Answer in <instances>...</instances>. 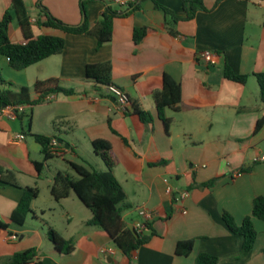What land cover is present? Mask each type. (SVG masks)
Returning <instances> with one entry per match:
<instances>
[{
	"label": "crops",
	"instance_id": "1",
	"mask_svg": "<svg viewBox=\"0 0 264 264\" xmlns=\"http://www.w3.org/2000/svg\"><path fill=\"white\" fill-rule=\"evenodd\" d=\"M149 2L116 19L112 41L98 47L93 35L65 34L40 25L45 18L39 3L63 23L82 25L81 0H25L34 37L61 36L65 49L23 71L13 70L0 56L5 83H13L16 91L27 88L34 98L37 81L57 78L76 92L26 108L16 121L0 120V224H8L0 228V260L36 249L30 264L129 263L100 227L88 224L93 214L75 194L57 202L51 193L59 173L78 178L73 163L106 171L93 148L94 141L105 140L116 159L115 177L127 195L124 221L132 227L143 221L140 209L154 213L146 231L152 237L134 255L133 264H196L201 254L218 257L220 264H264V222L253 219L255 248L239 258L242 238L223 220L229 213L241 225L251 216L255 198L264 196V122L257 131L264 120V102L255 76L264 73V0H225L218 6L217 0H205L210 11L177 23ZM159 3L177 16L185 15L183 0ZM11 4L0 0V19ZM109 6L127 9L113 0L91 2V27ZM143 27L149 34L137 45L134 31ZM10 39L25 42L16 20ZM207 51L217 55L212 62L202 57ZM105 62L112 64L113 84L133 102L127 113L86 77L88 65ZM227 69L246 76L245 84L227 78ZM166 74L181 84L182 102L177 110L165 108L161 117L154 94L162 89ZM134 105L150 113L152 122L141 121ZM34 135L57 139L58 154L45 161ZM37 163L42 164L40 170ZM9 177L18 185L6 182ZM216 178L215 187L205 186ZM26 187L38 188L39 196L32 203L33 214L18 225L10 218ZM169 187L174 195L167 192ZM183 191L189 197L176 202ZM49 228L74 241V250H58L48 238ZM184 240L195 241L187 257L176 254L178 242Z\"/></svg>",
	"mask_w": 264,
	"mask_h": 264
},
{
	"label": "trees",
	"instance_id": "2",
	"mask_svg": "<svg viewBox=\"0 0 264 264\" xmlns=\"http://www.w3.org/2000/svg\"><path fill=\"white\" fill-rule=\"evenodd\" d=\"M94 1L97 0H81L80 8L85 20L80 26L63 23L55 18L47 8L43 7L42 3H39L41 16L45 18V21L41 22L40 25L65 34L93 35L98 40V47H102L112 41L116 19L131 15L134 11L141 9L145 2L150 0H138L124 11H118L109 6L104 11L101 19L91 27L87 17V9L89 3ZM151 1L155 2L156 7L163 10L166 16L170 17L174 23L191 21L198 12L210 11L205 4V0H183L185 15L180 17L162 6L159 0ZM223 1L225 0H217L216 5L218 6ZM11 2V9L0 19V56L8 59L9 65L13 70L23 71L43 60L63 53L65 49V39L63 37L55 34H43L35 38L25 0H11ZM15 20L20 26L25 40L24 43H14L10 39L11 26ZM148 34L149 29L146 27L136 28L133 36L135 44L142 43ZM225 76L241 84H245L247 80L246 76H237L230 69H227ZM255 76L258 79L261 88V99L264 102V73H259ZM86 77L95 84V88L100 93H103L104 90L108 94V88L115 86L113 84V67L110 62L88 65ZM5 84L9 85L8 89L3 87ZM13 88V83H5L0 78V112L5 106L33 108L47 102L50 97H56L60 94L70 96L76 92L74 89L65 88L61 84L60 79L57 78L37 81L34 85V92L36 94L34 98L31 97L30 91L25 87L20 88L18 91L13 90ZM154 97L159 114L163 117V110L165 108H172L174 110L179 108L182 102V86L174 78L166 74L163 78L162 89L155 92ZM132 106L133 102L130 100V106L125 113ZM134 108L135 114L139 116L141 121L147 124L152 122L150 113L140 109L136 105H134ZM164 120L167 124L168 120ZM263 122L264 120L258 122L257 131L261 128ZM34 137L43 147L45 161L57 155L54 151L53 138L44 135H34ZM93 148L94 152L105 162L107 170L98 171L73 163L71 166L78 178L74 179L67 174L59 173L54 179L51 193L57 202L68 198L71 194H75L93 214V218L88 224L100 227L114 241L117 249L129 260L128 264H133L134 255L140 248L147 245L152 237V234H146V231L151 229V224L149 222L146 223V229L142 233H137L133 227L124 221V212L129 207L126 205V192L114 174L116 159L112 152V146L108 141L96 140L93 142ZM36 166L40 170L42 164L37 163ZM241 172H245V170L242 169ZM5 180L9 184L18 185L13 177L5 178ZM218 181L219 178H216L205 184V186L213 188ZM38 196V188L26 187L24 196L17 209L13 212L10 221L18 225L25 224L28 217L33 214L32 203ZM254 218L264 222V196L255 198L251 216L245 218L241 225H238L234 217L229 213L223 214V220L231 233L242 238L243 247L239 258L247 256L255 248L258 232L253 223ZM0 228L7 229L8 224H0ZM47 235L58 250H63L66 253L74 250V241L65 240L54 228H49ZM194 244V240L178 242L176 254L185 257L191 255ZM36 256V249H31L18 253L13 257L0 260V264H30ZM196 264H220V261L218 257L201 254L197 258Z\"/></svg>",
	"mask_w": 264,
	"mask_h": 264
},
{
	"label": "built area",
	"instance_id": "3",
	"mask_svg": "<svg viewBox=\"0 0 264 264\" xmlns=\"http://www.w3.org/2000/svg\"><path fill=\"white\" fill-rule=\"evenodd\" d=\"M113 2L116 5H119L120 7H129L131 4L137 2V0H113ZM202 57L207 61V62H212L215 57H217L216 54L211 53L209 51L204 52L202 54ZM108 94L115 97L119 103V106L122 111H126L127 108L130 106V98L129 96L123 91L122 89L118 88L117 86H111L108 88ZM54 99V97H50L47 102L51 101ZM26 107L21 106V107H5L1 112H0V120L3 118H7L12 121L18 120L19 116L24 113ZM18 139H21V136L17 137ZM54 144V151L57 153V147L59 145V141L57 139L53 140ZM58 154V153H57ZM167 192L171 195H174V191L172 188H168ZM189 197V193L186 191L179 192L177 197H176V202H184L187 198ZM183 213H187L186 210L183 211ZM140 216L143 218V221L137 224H133L132 227L136 230L137 233H142L146 229V223L150 222L153 217L154 213L149 212L146 209H140L139 210ZM110 255L114 254V251L109 249L106 251Z\"/></svg>",
	"mask_w": 264,
	"mask_h": 264
},
{
	"label": "rangeland",
	"instance_id": "4",
	"mask_svg": "<svg viewBox=\"0 0 264 264\" xmlns=\"http://www.w3.org/2000/svg\"><path fill=\"white\" fill-rule=\"evenodd\" d=\"M117 7L120 9L119 6H117ZM0 77H1V81H3V82L7 81V78L4 74L0 73ZM8 87H9V85H8Z\"/></svg>",
	"mask_w": 264,
	"mask_h": 264
},
{
	"label": "water",
	"instance_id": "5",
	"mask_svg": "<svg viewBox=\"0 0 264 264\" xmlns=\"http://www.w3.org/2000/svg\"><path fill=\"white\" fill-rule=\"evenodd\" d=\"M148 4H152V5H154L153 2H149ZM146 8L148 9V7H146ZM5 107H6V106H5ZM60 143L63 144V141H60Z\"/></svg>",
	"mask_w": 264,
	"mask_h": 264
}]
</instances>
